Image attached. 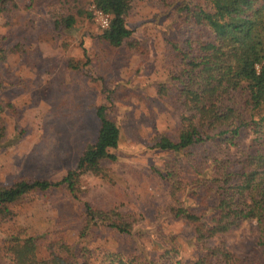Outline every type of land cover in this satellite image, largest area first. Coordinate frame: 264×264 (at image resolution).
<instances>
[{
    "label": "rangeland",
    "instance_id": "374dc122",
    "mask_svg": "<svg viewBox=\"0 0 264 264\" xmlns=\"http://www.w3.org/2000/svg\"><path fill=\"white\" fill-rule=\"evenodd\" d=\"M94 0H5L0 4V188L20 179L57 181L76 166L99 129L96 108L120 131L116 159L99 174L86 172L78 198L64 188L33 191L0 211V264H14L10 244L31 238L35 256L77 264H164L204 259L207 264H264V230L255 218L198 240L194 225L176 217L178 207L204 220L218 209L226 182L242 171L264 143L243 126L230 142L211 138L182 151L155 146L176 141L183 104V52L195 54L211 30L187 17L202 0H129L124 15L132 30L112 46L90 11ZM72 19L67 25L66 20ZM264 35L252 38L257 43ZM232 112L227 123L257 118L241 88L221 94ZM197 121V119H196ZM125 223L120 233L97 220L88 225L85 204ZM230 254L225 263L220 252ZM216 253V254H213Z\"/></svg>",
    "mask_w": 264,
    "mask_h": 264
},
{
    "label": "trees",
    "instance_id": "16d2710c",
    "mask_svg": "<svg viewBox=\"0 0 264 264\" xmlns=\"http://www.w3.org/2000/svg\"><path fill=\"white\" fill-rule=\"evenodd\" d=\"M5 0H0V4ZM206 7L198 5L194 10L187 8V17L194 23L208 27L213 37L200 43L195 54L183 52L184 100L186 114L184 124L176 141L161 137L155 146L161 150L182 151L191 145L203 142L211 135L209 131L218 125L224 126L219 134L225 135L230 142L239 135L240 129L249 127L260 143H264V40L257 43L252 38L264 35V0H202ZM129 0H94L95 5L111 15L110 24L103 29L102 37L112 46L121 45L128 39L132 30L125 23L124 15ZM71 25L72 19L66 20ZM243 88L252 111L257 118L250 122L227 123L232 110L222 103L221 94ZM3 106L0 105V113ZM99 129L96 139L86 144L73 169L57 180L20 179L8 187L0 188V211H7V205L33 191H46L51 188H66L73 198H78L77 183L82 174H99L100 163L104 159L114 161L112 149L117 148L120 131L106 114V107L96 108ZM197 119V121H196ZM4 137V127L0 120V142ZM222 198L217 205L218 211L204 220V216L190 209L178 207L174 216L194 225L198 240L227 231L239 221L255 218L264 230V153L257 150L249 155L242 171L236 173L220 193ZM88 225L102 224L120 233L130 234L125 223L108 222L110 213L92 208L85 204ZM14 264H77L66 259L54 258L40 261L35 256V242L31 238H14L9 247ZM217 253V252H216ZM213 252V254H216ZM221 259L229 263L230 254L220 252ZM113 264H132L122 258L109 259ZM164 264H207L204 259L172 261Z\"/></svg>",
    "mask_w": 264,
    "mask_h": 264
},
{
    "label": "built area",
    "instance_id": "2783aa9c",
    "mask_svg": "<svg viewBox=\"0 0 264 264\" xmlns=\"http://www.w3.org/2000/svg\"><path fill=\"white\" fill-rule=\"evenodd\" d=\"M90 11L94 17L96 24L101 29H107L109 27L111 19V15L109 13H106L98 8L94 2L90 5Z\"/></svg>",
    "mask_w": 264,
    "mask_h": 264
}]
</instances>
